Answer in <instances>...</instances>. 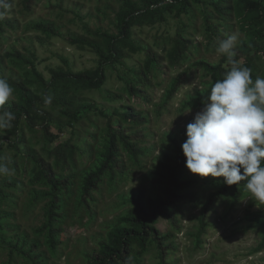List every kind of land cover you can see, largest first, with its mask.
Returning a JSON list of instances; mask_svg holds the SVG:
<instances>
[{"label":"rangeland","instance_id":"rangeland-1","mask_svg":"<svg viewBox=\"0 0 264 264\" xmlns=\"http://www.w3.org/2000/svg\"><path fill=\"white\" fill-rule=\"evenodd\" d=\"M21 1L9 0L12 7L0 20L12 24V27L0 24V76L10 85L13 81L22 83L32 95L40 91L34 71L49 81L52 72L76 73L96 67L97 55L86 46L69 45L68 37L100 42L96 34H116L114 17L121 9L120 0H36L30 12L23 10ZM131 1L140 5V0ZM212 1L215 0L191 3L186 14H176L175 10L164 12L161 20L131 29V40L136 47L150 48L161 57L169 52L177 34L190 41L191 46L179 65L171 67L163 59L144 72L143 53L125 48L121 63L106 68L105 82L98 90H84L70 82L49 88L52 104H38L36 109L50 115L48 134L53 139L40 126L29 128L24 119L16 135L0 133V161L7 162L11 169L10 175L0 176V264H33V261L87 264L86 256L98 250L99 242L106 239L117 218L132 207L133 197L142 200L161 197L160 188L149 183L150 169L162 155H173L175 144L182 146L180 131L186 129L204 105V102L191 104L190 100L204 93L211 84L209 73L193 64L204 61L214 66L221 57H226L217 53L220 38L210 32L207 23L224 39L237 34V44L246 40L236 20L225 21L216 16ZM38 22L52 24L61 36L36 32L33 25ZM15 53L30 60L34 71ZM237 62L240 64L242 60ZM222 67L226 69L225 64ZM183 72L186 76L180 87L170 100H165L172 81ZM139 73L146 77L142 79ZM251 77L253 81L264 77V51L253 62ZM129 83L141 94H131ZM16 96L14 92L5 105L15 102ZM128 108L140 113L145 123L135 126L119 121L117 115ZM36 120L40 125L41 120L38 117ZM107 120L114 129H127L129 135L141 134L144 138L135 145L142 154L134 160L119 144L120 171L105 174L97 190L84 200L82 179L102 159ZM64 144L73 148V161L66 158L65 165H60L52 150ZM28 150L46 161L57 177L68 178L70 182L68 191L59 193L60 217L54 227L61 229V233L56 236L54 248L47 242V230L42 228L49 201L45 193L49 188L44 182L33 181L35 164L27 157ZM178 177L194 182L180 193L185 198L173 213L177 228L166 220H158L154 225L161 235L171 236L164 243L174 248L168 251L166 264H264V248L258 249L264 236L258 227L259 222H264V203L250 199L245 189L243 199L233 209L229 199L216 203L207 215L208 226L198 245L200 207L223 178H201L186 167L179 171ZM5 181H10V185H5ZM137 251L134 247L130 256L132 264H160L153 243L147 245L143 254L137 255Z\"/></svg>","mask_w":264,"mask_h":264},{"label":"trees","instance_id":"trees-1","mask_svg":"<svg viewBox=\"0 0 264 264\" xmlns=\"http://www.w3.org/2000/svg\"><path fill=\"white\" fill-rule=\"evenodd\" d=\"M36 0H22V8L25 12H30ZM121 9L115 14L116 34L109 35L106 33L96 34L100 37V42L83 37H68L69 45L86 46L91 49L98 57V62L93 70H86L73 73L71 71L52 72L50 80L45 81L41 75L34 71L33 64L28 59H23L18 53L16 57L24 60L34 71L35 82L40 88L38 95H32L25 86L13 81L11 86L14 87L16 93V101L4 108L13 112L16 119L12 121V127L6 132L16 135L19 130L21 121L24 119L29 128L40 126L44 134L53 139L48 134V123L51 117L46 112L38 111L36 105L43 104V94L49 93V88L57 84L65 82L73 83L84 90H98L105 82V70L115 64H120L123 58V50L125 48L131 51H141L144 55L143 71L146 72L153 65H158L166 60L171 67L179 65L184 59V55L191 46V42L183 39L177 34L173 39V45L169 52L164 56L156 55L150 48L136 47L132 43L131 29L135 26L139 27L146 24H152L162 18L164 12L176 11V14L187 13L191 3H198L199 0H140V5L131 0H120ZM211 7L214 13L221 20H236L239 29L246 36V40L240 41L234 48L236 61L242 60V66L252 69V64L257 56L264 51V0H215L212 1ZM207 22V17L205 18ZM0 24L12 27L8 22L0 21ZM207 28L215 37L224 39L219 36L217 29L207 23ZM33 29L44 35L59 38L61 35L57 29L49 23L38 22L33 25ZM102 44V46L100 45ZM103 47V48H102ZM33 58V56H31ZM225 64L226 69L222 66ZM194 66L201 67L209 73L211 84L209 88L202 94L190 100L191 104H201L205 102L206 96L210 93L211 85L218 79H221L231 65L227 63V57H221L217 65H210L204 61H197ZM138 76L145 75L141 73ZM186 74H178L172 81L166 92L165 100H170L181 83L185 79ZM146 77V76H145ZM131 94H141L132 83L127 84ZM118 120L122 123H130L135 126H141L145 123V118L140 113L128 108L121 114H118ZM36 117L41 120L40 125L36 122ZM74 119V114H71ZM127 129H114L111 122L107 120V138L104 144V152L102 159L97 167L88 171L82 179L81 194L85 200L91 192L96 191L101 178L105 174H112L114 170L120 171V161H118V148L120 144L122 148L134 159L142 154V151L135 145L136 141H142L144 138L141 134L126 133ZM180 135L186 140V129L180 131ZM133 141V143H132ZM73 148L68 145H57L52 150V156L60 165H65V159L72 162ZM27 157L35 164V172L33 181L44 182L48 185L49 191L45 193L49 197L46 208L45 223L42 228L47 230V242L51 248L56 246V236L61 233V229L55 228L54 224L60 214L57 212L60 208L59 193L60 191H68L70 182L68 178H59L56 176L52 167L46 161L39 158L33 150L26 152ZM186 158L182 154V148L174 145L173 155L164 154L155 162L150 169L149 183L158 186L161 190V197L146 198L142 200L140 197L131 199L132 207L122 216L118 217L113 228L106 234V239L98 244V250L86 256L87 264H125L128 257L133 254V248H137V255L145 252L149 243H153L158 253L160 264H166L165 258L169 250L174 248L164 243L171 238L169 234L161 235L154 227L158 220H166L172 227L177 228V220L174 216L177 204L184 200L185 196L180 194L187 190L193 180H180L178 173L185 167ZM239 186L225 185L223 182L217 190L208 194L199 210L198 230L196 232V243L200 244V237L205 233L207 215L211 208L223 199H229L230 208H234L243 199V184ZM5 185H10V181H5ZM258 227L262 229L264 234V222H259ZM34 246V245H33ZM35 247V246H34ZM264 248V236L259 250ZM20 250V249H17ZM28 259L32 260L27 252L22 253ZM133 263V259H132ZM33 264L36 262L33 261Z\"/></svg>","mask_w":264,"mask_h":264},{"label":"clouds","instance_id":"clouds-1","mask_svg":"<svg viewBox=\"0 0 264 264\" xmlns=\"http://www.w3.org/2000/svg\"><path fill=\"white\" fill-rule=\"evenodd\" d=\"M12 5L0 0V20ZM238 35L232 34L218 42L216 51L226 55L230 69L210 87L202 109L186 126L182 154L186 169L201 178H223L228 186H239L250 199L264 203V77H251L252 69L235 59ZM15 89L0 76V133L12 127L16 119L4 108ZM53 96L43 94V104L51 105ZM11 174L7 162L0 161V176ZM125 264H132L128 257Z\"/></svg>","mask_w":264,"mask_h":264}]
</instances>
